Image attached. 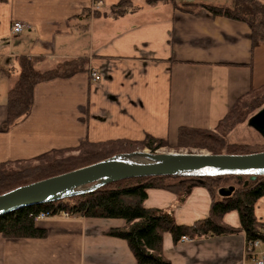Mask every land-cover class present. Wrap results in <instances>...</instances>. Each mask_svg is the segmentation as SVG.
Segmentation results:
<instances>
[{
    "label": "crops",
    "instance_id": "0c3cea01",
    "mask_svg": "<svg viewBox=\"0 0 264 264\" xmlns=\"http://www.w3.org/2000/svg\"><path fill=\"white\" fill-rule=\"evenodd\" d=\"M118 1L0 0V164L73 152L82 142L146 135L174 142L180 126L214 129L236 101L264 87V45L251 51L244 22L145 0H131L138 8L114 17L109 7ZM84 9L98 14L78 18ZM15 21L24 25L17 34L10 30ZM21 54L43 57L42 69L85 58L88 69L37 83L29 111L8 126L6 94ZM233 131L231 143L259 142L233 138ZM209 203L201 186L181 199L150 189L144 201L172 210L182 224L205 217ZM254 215L264 225V195ZM223 221L237 227L238 214ZM36 224L46 237H0V264H137L125 240L104 234L122 219L55 215ZM162 251L170 264H251L243 231L178 242L165 233ZM259 252L264 256L263 247Z\"/></svg>",
    "mask_w": 264,
    "mask_h": 264
},
{
    "label": "trees",
    "instance_id": "16d2710c",
    "mask_svg": "<svg viewBox=\"0 0 264 264\" xmlns=\"http://www.w3.org/2000/svg\"><path fill=\"white\" fill-rule=\"evenodd\" d=\"M158 1L169 2L173 9L184 12H194L204 8L213 16H222L232 20L244 22L250 29L251 51L257 46L264 45V4L259 0H145L148 4ZM131 0H119L111 4L109 14L116 17L128 11L137 9ZM91 13L84 11L78 18L87 20ZM41 56H17L18 73L12 79L6 94L7 124L16 123L30 109L33 99L34 86L42 81L54 78H67L71 75L87 70L85 58H68L55 63L49 68H40L43 62ZM239 101V100H238ZM236 101L225 117L214 129L180 126L177 130L175 146L197 147L206 149L213 154H247L264 150L259 143H231L227 135L248 114L264 104V96L245 102L237 112ZM169 145L168 140L146 135L144 139L131 141L126 139L109 140L105 142H82L76 148V154L64 155L71 150H52L41 154L33 165L16 160V168L8 166L9 162L0 164V194L18 186L58 175L120 152L131 151L135 148H147L151 152ZM233 179V190L229 195L218 193L221 183ZM245 181L247 183L245 184ZM195 186L204 187L210 196L208 214L196 219L192 223H177L172 210L147 207L144 201L147 191L161 189L171 192L180 199ZM264 195V175L251 178L248 175H160L133 177L107 183L91 192L75 195L69 198L25 206L0 216V237L15 238H44L47 230L36 224V217L40 213L55 216L65 210L72 215L85 218L122 219L124 225L111 227L104 232L106 236L126 241L137 264H170L162 251V238L165 233L170 234L174 242L182 236L191 239L233 234L243 231L247 244V256L255 251L249 246L251 241H259L264 248V232L262 225L254 215V204ZM235 211L238 214L237 227L226 224L223 217L226 213ZM249 249V250H248Z\"/></svg>",
    "mask_w": 264,
    "mask_h": 264
},
{
    "label": "water",
    "instance_id": "95a60500",
    "mask_svg": "<svg viewBox=\"0 0 264 264\" xmlns=\"http://www.w3.org/2000/svg\"><path fill=\"white\" fill-rule=\"evenodd\" d=\"M264 138V105L248 119ZM264 175V150L247 154L176 153L135 150L47 177L0 194V216L16 209L91 192L122 179L160 175ZM247 181H245V184ZM233 186L220 188L229 195Z\"/></svg>",
    "mask_w": 264,
    "mask_h": 264
},
{
    "label": "rangeland",
    "instance_id": "374dc122",
    "mask_svg": "<svg viewBox=\"0 0 264 264\" xmlns=\"http://www.w3.org/2000/svg\"><path fill=\"white\" fill-rule=\"evenodd\" d=\"M204 1H215V0H204ZM264 96V87L262 88H259L257 90H254V91H250L248 93H246L244 96H242L238 103L236 104V109H237V112L240 110L241 106L244 105L245 102H250L252 101L253 99L255 98H258V99H261V97ZM264 105V104H263ZM262 105V106H263ZM261 106V107H262ZM259 109V108H258ZM257 109V110H258ZM257 110L253 111L252 113L248 114L246 116V118L240 123L238 124L233 130L234 132V136L233 138H236V139H244L245 141H248L250 143H253L252 141H254V139L256 140H259V144H263L264 145V138L256 131L254 130L252 127H250V125L248 124V119L249 117L254 114ZM231 132V131H230ZM229 132V133H230ZM228 140V139H227ZM169 142V145H166V146H163V147H160L159 149L155 150L154 152H157V153H161V152H176V153H210L208 152L206 149H203V148H197V147H182V146H175V141L174 142ZM229 142V141H228ZM135 150H145V151H150L149 149L147 148H135L131 151H135ZM131 151H126V152H131ZM77 152L76 151H73V152H66L64 153V155H70V154H76ZM120 153H123V152H120ZM37 158V157H36ZM29 162H22L21 166L23 167V165L25 164H29V165H33V164H36L37 161L35 158L33 159H30L28 160ZM9 167L11 168H16V166L9 162L8 164ZM183 176V175H182ZM233 179H231V181L227 182V183H221L219 185L220 186H225V187H228L227 184L229 183H232ZM68 215L64 216L63 214L62 215H58L60 216L61 218H70L72 216V214H70L69 212H67ZM52 217V216H50ZM49 218V217H48ZM39 219H42V218H39ZM249 258V257H248Z\"/></svg>",
    "mask_w": 264,
    "mask_h": 264
},
{
    "label": "built area",
    "instance_id": "2783aa9c",
    "mask_svg": "<svg viewBox=\"0 0 264 264\" xmlns=\"http://www.w3.org/2000/svg\"><path fill=\"white\" fill-rule=\"evenodd\" d=\"M24 29V25L21 23V22H18V21H15L11 24V27H10V30L12 33L14 34H17L19 32H21L22 30ZM91 76L97 80L99 79V75L96 73V72H91ZM68 215L67 211L65 210H61L58 212V214L56 215ZM50 217L48 214L46 213H40L36 218L39 219V218H42V219H45V218H48ZM260 230L264 232V225H261L260 226ZM181 241H190L191 238L187 237V236H182L180 238ZM249 246H252L253 248H255V251L251 252L250 256H249V260L251 262V264H264V256H263V253L262 252H259L260 249H261V245L259 243V241H250L248 243ZM249 250V249H248Z\"/></svg>",
    "mask_w": 264,
    "mask_h": 264
}]
</instances>
